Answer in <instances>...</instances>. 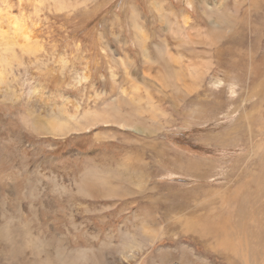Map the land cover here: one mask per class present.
<instances>
[{
    "label": "rangeland",
    "instance_id": "374dc122",
    "mask_svg": "<svg viewBox=\"0 0 264 264\" xmlns=\"http://www.w3.org/2000/svg\"><path fill=\"white\" fill-rule=\"evenodd\" d=\"M15 20L41 50L1 84L0 264H264V0H0V57Z\"/></svg>",
    "mask_w": 264,
    "mask_h": 264
},
{
    "label": "bare ground",
    "instance_id": "6f19581e",
    "mask_svg": "<svg viewBox=\"0 0 264 264\" xmlns=\"http://www.w3.org/2000/svg\"><path fill=\"white\" fill-rule=\"evenodd\" d=\"M16 21V22H15ZM14 23L16 24L17 26V31L20 32V37L22 38V41L18 42L17 40H15L16 38L19 39L17 37L18 33L16 32V38L13 37V40L12 42L9 41V35L6 34V33H3L2 36H3V40H4V44H3V47L1 45V48L2 50H4V55L2 57H0V90H2V86L1 84L6 81V77L5 76L6 74V71H9L8 68L11 66L10 64L12 63L11 60L14 59L15 57V54L16 53V48H15V45H19L20 48L23 50L24 53L26 52H29L31 54H35L37 53L39 50H41V47L37 44L36 41L32 42L31 40H29L25 34L26 32V28L22 26V24L20 23V21L18 22L17 20H15ZM184 27L185 29L187 30V27L186 26H179L178 25V28H177V31H182L184 30ZM179 35V33H178ZM182 35V33H181ZM180 36V35H179ZM183 37V36H182ZM144 38V37H143ZM181 38V37H180ZM146 40V39H145ZM195 41V40H194ZM197 43V41H196ZM195 44V43H194ZM181 51V50H179ZM1 50H0V54H1ZM182 53V52H181ZM164 55H168L170 58H171V63L174 62V64L176 66L174 67H171V70L167 71V74L168 76L170 77L172 83H175L180 81L181 78L184 79V77L186 76V74H188L191 78L198 72L196 68H191V65H190V61L187 62V60H185L180 54L179 55H175L173 54L172 52H170L169 50H164ZM167 56V57H168ZM186 58V57H185ZM169 62V61H168ZM167 64V63H166ZM168 65V64H167ZM169 66V65H168ZM7 70H6V68ZM170 68V67H169ZM201 73V71H200ZM166 74V73H165ZM190 78V79H191ZM183 81H186V80H183ZM182 81V82H183ZM188 81V80H187ZM8 83L10 82V79L9 81H7ZM11 83V82H10ZM185 83V82H184ZM174 84V85H175ZM3 85V84H2ZM187 85H185L186 87ZM176 91L179 92H185L186 90L183 89L182 87H178L176 85ZM150 96V95H149ZM142 97V96H141ZM135 98H138V97H135V96H132V98L129 100V104L131 106H133V111L136 112V113H139L140 110H143L142 107L143 105H141L142 102H138L136 103V99ZM140 99V98H139ZM141 100V99H140ZM148 106H151V109L147 110L146 109V112H151L152 115L155 114V117L152 118L153 120L157 119V116H159L160 113V109L157 105H154L152 101L149 102V105ZM154 114H153V113ZM91 114H89L88 116H90ZM87 116V117H88ZM86 117V118H87ZM157 121V120H156ZM154 121V122H156ZM153 122V123H154ZM59 123H62L64 125L63 122H59ZM55 126V124L53 125V127ZM55 128V127H54ZM145 130V129H144ZM112 176L114 178L118 177L119 176V172L117 171H113L112 172ZM111 176H110V179L107 178V175H96V174H92V175H89L88 177H85L83 182L81 183V186L83 188V192L86 193V194H93V193H96V195H99L101 197H107L108 195L109 196H118V195H121L122 192H126L127 190L123 187L120 186V184H113V183H110L108 182L109 180H111ZM141 184L140 183H137V187H140ZM263 189V188H262ZM94 195V194H93ZM245 197V196H244ZM240 202V201H239ZM209 204V203H208ZM200 215V214H199ZM202 215V214H201ZM187 216V214H186ZM190 221V220H189ZM187 222L186 224L183 222V226L184 229L186 230V228H189L191 222ZM193 221L196 222L194 224V227L192 230H195V227H200L201 231L204 232V234L208 231L206 229V225H204L203 223H200V222H197L198 221V218H193ZM186 222V221H185ZM182 223V222H181ZM190 223V224H189ZM176 225V224H175ZM193 225V224H192ZM213 228L215 230H221V227H220V224H216L213 226ZM199 229V228H198ZM198 229H196L195 231H198ZM188 230V229H187ZM190 230V229H189ZM185 232V231H184ZM222 232V231H221ZM191 233H195V232H191ZM189 234V233H188ZM196 237H198V239L200 240H204V235L203 234H196ZM152 238H153V234L152 232L150 231V228H147L145 227L144 225V228L143 230L140 232V238H135L136 240H143V241H152ZM145 242H140L138 247L136 248V246L134 244H128L126 243L124 245V248H123V251H122V255L124 257H130L131 255L128 256V253L129 252H138L139 249L141 250V248L144 246ZM191 251V250H190ZM194 251V250H192ZM61 261H62V264H66V260L63 259V258H60ZM45 264H53L52 260L50 258L47 259V261L45 262ZM56 264V263H55Z\"/></svg>",
    "mask_w": 264,
    "mask_h": 264
},
{
    "label": "crops",
    "instance_id": "0c3cea01",
    "mask_svg": "<svg viewBox=\"0 0 264 264\" xmlns=\"http://www.w3.org/2000/svg\"><path fill=\"white\" fill-rule=\"evenodd\" d=\"M180 42L182 41V39L181 40H179ZM171 52V51H170ZM176 55V54H175Z\"/></svg>",
    "mask_w": 264,
    "mask_h": 264
}]
</instances>
